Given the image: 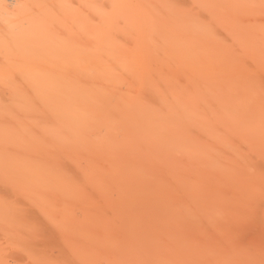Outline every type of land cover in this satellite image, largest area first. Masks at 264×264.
<instances>
[{"label":"bare ground","instance_id":"obj_1","mask_svg":"<svg viewBox=\"0 0 264 264\" xmlns=\"http://www.w3.org/2000/svg\"><path fill=\"white\" fill-rule=\"evenodd\" d=\"M0 264H264V0H0Z\"/></svg>","mask_w":264,"mask_h":264}]
</instances>
